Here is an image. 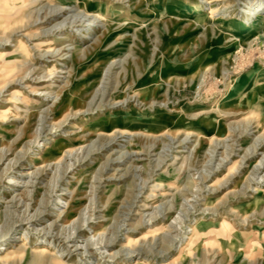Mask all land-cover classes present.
<instances>
[{"label": "rangeland", "instance_id": "1", "mask_svg": "<svg viewBox=\"0 0 264 264\" xmlns=\"http://www.w3.org/2000/svg\"><path fill=\"white\" fill-rule=\"evenodd\" d=\"M209 1L0 0V264H264V9Z\"/></svg>", "mask_w": 264, "mask_h": 264}, {"label": "bare ground", "instance_id": "2", "mask_svg": "<svg viewBox=\"0 0 264 264\" xmlns=\"http://www.w3.org/2000/svg\"><path fill=\"white\" fill-rule=\"evenodd\" d=\"M204 1H205V3H210L209 0H204ZM187 8H188V13L195 12L196 9H197V8H192V7H187ZM263 9H264V0H258V1H255V2H252L251 4H249L248 7H246V10L243 12V14L251 15V14L256 13V12H258L260 10H263ZM66 10H69V9L68 8H63V9L59 10L56 14H60L62 12H65ZM259 18H261V17H259ZM259 20L260 19H258V21L255 22L254 19L251 20V19L247 18L246 24L243 27H241L243 29L241 32L242 33H248V32H250L251 30H253L256 27L257 23L261 22V20L260 21ZM89 28L94 29V26L88 27L86 29H89ZM77 31H79V32H76V36L83 34L82 27H81V29H77ZM254 152H255V150L252 151L251 153H249L247 156L252 155ZM36 159H39V156H37ZM256 165L258 166L259 163H257ZM257 169H259V168H257ZM25 176L26 177L32 176V172H28ZM255 191L258 192V190H255ZM191 231H193V230H191ZM12 238L15 239L16 236H12ZM189 238L190 237L188 236L187 239H189ZM25 239H27L26 236L24 237V240ZM44 252H45V249H43V248H41V249H39L37 251V253H44Z\"/></svg>", "mask_w": 264, "mask_h": 264}]
</instances>
